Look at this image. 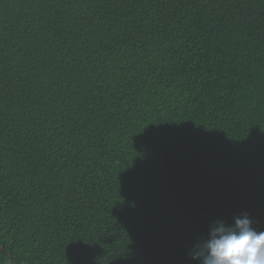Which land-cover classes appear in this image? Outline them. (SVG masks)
I'll use <instances>...</instances> for the list:
<instances>
[{"label": "trees", "instance_id": "trees-1", "mask_svg": "<svg viewBox=\"0 0 264 264\" xmlns=\"http://www.w3.org/2000/svg\"><path fill=\"white\" fill-rule=\"evenodd\" d=\"M264 231V0H0V264H199Z\"/></svg>", "mask_w": 264, "mask_h": 264}, {"label": "clouds", "instance_id": "clouds-1", "mask_svg": "<svg viewBox=\"0 0 264 264\" xmlns=\"http://www.w3.org/2000/svg\"><path fill=\"white\" fill-rule=\"evenodd\" d=\"M191 258L199 264H264V231L257 232L246 213L231 225L216 221Z\"/></svg>", "mask_w": 264, "mask_h": 264}]
</instances>
